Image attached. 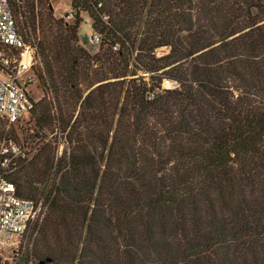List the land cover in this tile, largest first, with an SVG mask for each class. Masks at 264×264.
<instances>
[{"label": "trees", "instance_id": "trees-1", "mask_svg": "<svg viewBox=\"0 0 264 264\" xmlns=\"http://www.w3.org/2000/svg\"><path fill=\"white\" fill-rule=\"evenodd\" d=\"M69 2L66 21L13 1L49 90L31 116L67 143L8 177L31 199L53 180L27 264H264V0ZM81 13L102 55L80 46Z\"/></svg>", "mask_w": 264, "mask_h": 264}, {"label": "built area", "instance_id": "built-area-1", "mask_svg": "<svg viewBox=\"0 0 264 264\" xmlns=\"http://www.w3.org/2000/svg\"><path fill=\"white\" fill-rule=\"evenodd\" d=\"M14 0H0V70L7 77L0 79V122L10 128L27 118L35 108L37 99L31 93L36 77L32 73L37 63L36 45H28L21 36L13 13ZM97 2L102 8L103 2ZM72 18L71 13L68 19ZM109 16L104 15L107 21ZM87 42L95 54L100 53L104 38L93 32ZM114 52L119 46L113 47ZM174 83L170 87L163 86ZM162 89H175L177 82L164 79ZM150 93L148 99H153ZM28 149L14 139L0 141V251L8 247L19 248L21 240L36 226L40 227L45 219L49 203L42 196L39 199L20 197L17 186L8 177L15 171L18 163L28 159Z\"/></svg>", "mask_w": 264, "mask_h": 264}, {"label": "rangeland", "instance_id": "rangeland-1", "mask_svg": "<svg viewBox=\"0 0 264 264\" xmlns=\"http://www.w3.org/2000/svg\"><path fill=\"white\" fill-rule=\"evenodd\" d=\"M50 5L53 7V11L50 10ZM50 11L53 12V16L56 19H63V20H69L67 15L71 13L72 7L70 5L69 0H39L38 3V9L37 14L40 17L45 18L47 16V13ZM80 18L83 21L79 28V43L80 46L84 47L91 55H102L105 50V44L103 43V46L100 50V53L95 54L94 51L91 49L87 42V38L90 34L93 33L92 29V23L93 20L88 16L86 13H81ZM18 25L20 29H22L23 26V20L18 17ZM103 38L105 39L104 34H102ZM114 51V50H113ZM166 52V49L157 50L158 56L163 55ZM135 56V55H134ZM102 63H96L94 62V68H101ZM36 71V74L38 75L40 73L41 67H40V60L37 58V63L34 65L33 71ZM5 72L0 70V79L6 78ZM152 83H155V85H159V81L155 80L152 81ZM151 83V84H152ZM174 83L166 84V82H163V86L170 87ZM32 95L35 99L38 100V102L44 98V94L47 93L49 90L45 87V85H41L36 89L35 86L31 87ZM40 89V91H39ZM48 95V93H47ZM50 95V92H49ZM39 108L37 109L38 112ZM9 130L10 134L15 135L16 141H18L20 144H22L25 148L28 150V159L26 162V166L29 167L32 163H34V157L38 150H40L41 147L45 145L46 142L53 141L52 148L56 151V157H60L63 153V151L66 149V139L61 134V130L57 125V129L54 132H49V135L44 136V131L41 130L36 126V121L33 116L27 118L23 122H20L16 125L11 126L10 128L5 127V131L7 132ZM46 130V129H45ZM37 134V136H36ZM48 134V133H47ZM51 183H53V180L50 179L47 183L48 187L44 190V184L37 183V189L38 193L35 197L36 199L41 198L42 196H45L47 198L48 196V190L50 189ZM48 201V199H46ZM48 203V202H47ZM46 218V217H45ZM45 220V219H44ZM44 220L40 227L36 226L34 227L27 236H25L20 243L19 248L15 247H8L0 251V264H27L26 261H28L29 253L31 252V249L33 248L36 240L40 236L41 229L44 225ZM29 264H32L30 262Z\"/></svg>", "mask_w": 264, "mask_h": 264}, {"label": "water", "instance_id": "water-1", "mask_svg": "<svg viewBox=\"0 0 264 264\" xmlns=\"http://www.w3.org/2000/svg\"><path fill=\"white\" fill-rule=\"evenodd\" d=\"M50 8H51V10L53 11V7H52V5H50Z\"/></svg>", "mask_w": 264, "mask_h": 264}, {"label": "crops", "instance_id": "crops-1", "mask_svg": "<svg viewBox=\"0 0 264 264\" xmlns=\"http://www.w3.org/2000/svg\"><path fill=\"white\" fill-rule=\"evenodd\" d=\"M6 74V73H5ZM6 76H7V74H6Z\"/></svg>", "mask_w": 264, "mask_h": 264}]
</instances>
